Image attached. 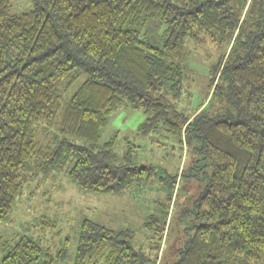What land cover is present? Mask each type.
I'll return each mask as SVG.
<instances>
[{
	"label": "trees",
	"instance_id": "obj_1",
	"mask_svg": "<svg viewBox=\"0 0 264 264\" xmlns=\"http://www.w3.org/2000/svg\"><path fill=\"white\" fill-rule=\"evenodd\" d=\"M13 1L0 0V225L25 186L66 166L90 193L148 182L153 166L135 165L130 150L120 160L115 137L100 143L125 107L145 115L142 133L161 125L190 149L197 172L201 160L209 169L192 202L193 233L172 264H264V0H31L18 15ZM149 24L165 27L161 46L142 38ZM206 40L224 52L210 69L207 102L188 114L178 109L180 53ZM171 178L178 191L179 177ZM155 225L150 217L153 258L130 232L85 218L72 258L68 239L52 253L26 233L0 240V264H162L166 230Z\"/></svg>",
	"mask_w": 264,
	"mask_h": 264
},
{
	"label": "rangeland",
	"instance_id": "obj_2",
	"mask_svg": "<svg viewBox=\"0 0 264 264\" xmlns=\"http://www.w3.org/2000/svg\"><path fill=\"white\" fill-rule=\"evenodd\" d=\"M33 9L31 0H14L10 13L18 15ZM163 26L147 25L142 38L161 46L165 37ZM224 47L213 46L209 40L201 43L188 42L180 53L184 70L182 96L178 109L188 114L197 113L209 97L210 69L217 63ZM180 59V58H179ZM73 89L69 92L70 95ZM206 99V100H205ZM205 105V104H204ZM202 108V107H201ZM200 108V109H201ZM59 115L56 121L59 120ZM145 120L141 111L122 107L112 114L101 134L100 143L115 137L114 153L122 160L131 151L135 165L153 166L154 173L148 182L133 185L120 194H98L79 190L60 168L45 176L33 179L23 189V194L9 220L0 225V240L11 244L19 235L29 233L41 239L44 250L54 253L65 239L69 242V258L75 249V239L83 219L95 220L114 231H128L134 237L135 247H142L153 258L157 254L156 237L146 226L150 217L156 221L153 229H165L158 259L162 264H172L184 249V243L193 233V200L201 193L209 169L204 161L193 167L194 156L179 138L162 129L142 133L140 126ZM55 131L50 129V135ZM46 143L45 134L39 136ZM197 158V157H196ZM181 171L184 172L180 177ZM190 173L194 178L189 177ZM178 176L176 190L171 188V177ZM164 180L161 181V178ZM172 196V197H171ZM171 204L165 225V209ZM47 218L55 222L53 229H42L39 220ZM152 248V249H151ZM3 254L0 250V257ZM71 264V259L67 261ZM247 264V263H245Z\"/></svg>",
	"mask_w": 264,
	"mask_h": 264
},
{
	"label": "crops",
	"instance_id": "obj_3",
	"mask_svg": "<svg viewBox=\"0 0 264 264\" xmlns=\"http://www.w3.org/2000/svg\"><path fill=\"white\" fill-rule=\"evenodd\" d=\"M204 104H205V102H203V104L200 105V107H199V109H198L197 111H199L200 108L204 106ZM195 113H196V112H195Z\"/></svg>",
	"mask_w": 264,
	"mask_h": 264
}]
</instances>
